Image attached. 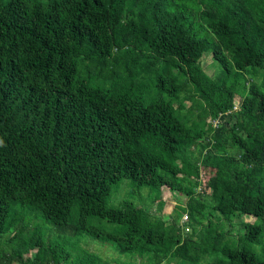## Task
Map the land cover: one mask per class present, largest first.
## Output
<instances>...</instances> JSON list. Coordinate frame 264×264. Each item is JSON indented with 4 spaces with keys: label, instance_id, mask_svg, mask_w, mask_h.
<instances>
[{
    "label": "trees",
    "instance_id": "1",
    "mask_svg": "<svg viewBox=\"0 0 264 264\" xmlns=\"http://www.w3.org/2000/svg\"><path fill=\"white\" fill-rule=\"evenodd\" d=\"M110 261L264 264V0H0V264Z\"/></svg>",
    "mask_w": 264,
    "mask_h": 264
},
{
    "label": "rangeland",
    "instance_id": "2",
    "mask_svg": "<svg viewBox=\"0 0 264 264\" xmlns=\"http://www.w3.org/2000/svg\"><path fill=\"white\" fill-rule=\"evenodd\" d=\"M210 61H211V56L210 55H205L203 57V66L204 68L206 69V71L208 73H212L213 70L211 68V64H210ZM235 83V82H234ZM234 83H230V85H233ZM234 87V86H233ZM235 89V92L236 91H241V87L239 88H236L234 87ZM243 89V87H242ZM245 90V89H243ZM235 102L238 101V94L236 93L235 95ZM186 104L188 105L189 104V101L186 102ZM207 107H209L208 104H206ZM187 114V113H185ZM210 117H208L209 119ZM207 120L206 121H202V126L204 129L207 128ZM233 121H231L232 123ZM172 159V158H170ZM172 161H175V159L173 158ZM202 185L207 182V177H202ZM125 188H121L117 193L116 195H114L113 197V201L115 203H117L118 201H120L123 197H124V192H125ZM156 201H163L164 202V205H163V210H162V213H163V216L165 218L168 219V217H170V215L172 213H175L177 215V217L179 218V215L181 217V215H184L185 213H182V209H184L185 205L183 204L185 202V198L182 197L181 195L177 194L175 191H172V190H169L168 188L166 187H161L156 195V198H155ZM244 220H250V217L248 216H245L244 217ZM179 221H180V218H179ZM238 229H240V226L239 225H234V227L231 229V234H234L238 231ZM3 238H6V237H3ZM2 244V247L5 249V250H8V248L4 245L5 243H1ZM83 245H85V247L92 253H96V254H99L102 258L104 259H110L111 257H114V256H117L118 254L116 252H114V250L112 249L111 246H109L108 244H105V243H100L98 241H95V240H89L88 242L84 243ZM28 255H30L28 253ZM13 264H19L18 262H15ZM109 264H113L112 261L109 262Z\"/></svg>",
    "mask_w": 264,
    "mask_h": 264
},
{
    "label": "built area",
    "instance_id": "3",
    "mask_svg": "<svg viewBox=\"0 0 264 264\" xmlns=\"http://www.w3.org/2000/svg\"><path fill=\"white\" fill-rule=\"evenodd\" d=\"M187 220H188V215L185 213L184 215L181 216V222H185ZM185 230H188V227H186Z\"/></svg>",
    "mask_w": 264,
    "mask_h": 264
}]
</instances>
